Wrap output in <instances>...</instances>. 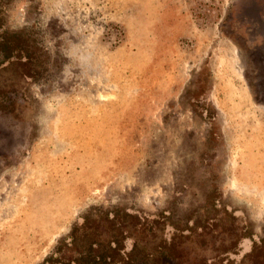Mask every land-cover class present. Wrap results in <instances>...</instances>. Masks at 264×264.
I'll return each instance as SVG.
<instances>
[{
  "label": "rangeland",
  "instance_id": "obj_1",
  "mask_svg": "<svg viewBox=\"0 0 264 264\" xmlns=\"http://www.w3.org/2000/svg\"><path fill=\"white\" fill-rule=\"evenodd\" d=\"M3 31L0 264L124 212L145 264H264V0H0Z\"/></svg>",
  "mask_w": 264,
  "mask_h": 264
},
{
  "label": "trees",
  "instance_id": "obj_2",
  "mask_svg": "<svg viewBox=\"0 0 264 264\" xmlns=\"http://www.w3.org/2000/svg\"><path fill=\"white\" fill-rule=\"evenodd\" d=\"M23 56L26 59H29L30 51L27 47V41L21 33L16 32H0V64L5 61L12 60V58H18ZM1 106V105H0ZM118 216H122L119 218ZM129 215L124 212L123 214H113L109 216V221L112 222L115 232H111L110 238L99 244L97 240H87V246L84 249V252L79 254L78 257L74 258L75 264H117V262L123 261L126 264H135L137 261H140L142 264H145L143 259H132L134 248L137 247V242L133 241L129 250L122 252V238L120 234L122 232L121 223L123 218L128 217ZM75 226L72 228L70 233L71 240L75 238ZM119 234V237H118ZM93 245H101L102 248L97 249V253L90 255L93 251ZM128 253V254H126ZM142 258H144L142 254Z\"/></svg>",
  "mask_w": 264,
  "mask_h": 264
}]
</instances>
